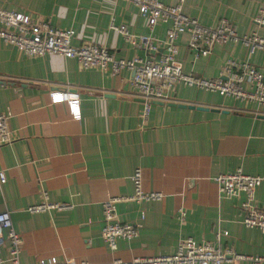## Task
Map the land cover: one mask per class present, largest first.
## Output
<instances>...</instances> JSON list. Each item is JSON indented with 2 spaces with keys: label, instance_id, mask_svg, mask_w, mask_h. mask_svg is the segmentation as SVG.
I'll return each mask as SVG.
<instances>
[{
  "label": "crops",
  "instance_id": "1",
  "mask_svg": "<svg viewBox=\"0 0 264 264\" xmlns=\"http://www.w3.org/2000/svg\"><path fill=\"white\" fill-rule=\"evenodd\" d=\"M259 2L183 0L181 9L202 25L213 26L224 18L237 34L254 32L264 39V27L252 23ZM0 8L45 20L54 28H71V44L94 42L122 59L146 53L111 30L110 24L157 38L163 37L166 27L157 22L149 31L136 7L125 0H0ZM186 40L185 33L175 40V57L184 73L211 78L226 58H247L264 78L263 50L246 56L240 43L227 42L214 44L206 56L193 58ZM130 76L127 69L114 76L83 69L75 60L55 54L27 57L0 40V113L8 115L10 131L7 142L0 144L4 174L0 212H7L21 238L19 262L34 264L50 256L85 264L130 262L171 254L183 237L214 242L216 233H220V248L263 254L264 230L241 224L238 204L243 194L223 197L211 178L237 168L262 177L254 200L264 207V115L252 114L264 108L177 85L170 94L186 107L153 102L142 117V102L133 97L128 85ZM62 85L79 88L78 119L70 116L64 103L49 102L48 91ZM135 168L140 169L141 189L162 196L115 203L117 220L137 225V235L117 239L115 249L110 250L99 234L101 202L131 196L129 177ZM40 190L49 202H63L69 208L29 211L40 202ZM6 255L2 239L0 264H9Z\"/></svg>",
  "mask_w": 264,
  "mask_h": 264
},
{
  "label": "built area",
  "instance_id": "2",
  "mask_svg": "<svg viewBox=\"0 0 264 264\" xmlns=\"http://www.w3.org/2000/svg\"><path fill=\"white\" fill-rule=\"evenodd\" d=\"M132 3L146 24L149 31L157 22L166 23L164 35L157 38L151 34H135L122 25L110 24L111 30L122 36L132 46L142 48L146 56H134L130 59L114 58L104 47L94 42L71 44L74 30L71 28H54L45 20L31 19L26 14L0 8V40L12 45L18 52L27 57L55 54L70 58L83 68H94L100 72H108L114 76L121 69L131 72L128 85L133 97L142 102L141 116L146 117L152 102L180 103L173 99L171 91L177 85L193 87L219 96L229 97L244 103H255L264 108V78L247 58H226L220 65L216 76L200 77L192 73H184L175 55L178 35H187L186 48L192 52L193 58L206 56L214 44L238 42L246 49V56L254 50L264 51V39L257 34L239 35L233 26L221 18L213 26L200 24L195 18L182 13L183 0H175L165 4L160 0H125ZM252 23L264 27V0H260ZM79 88L68 85L54 87L48 91L50 103H64L70 116L78 119ZM254 115H264V111H252ZM8 115L0 113V144L7 142L10 131L7 127ZM133 194L126 198L109 197L101 202V222L99 234L108 249L116 247L117 239H132L137 235V225L119 222L116 218L115 203L119 200H134L136 202L158 200L162 194L158 191H143L141 189L140 169L135 168L130 175ZM4 174L0 171V181ZM212 181L223 197L243 194L238 208L241 211V224L264 230V207L255 203L256 187L262 182V177L243 173L239 168L232 172L213 176ZM41 200L30 206L29 211L47 212L69 208L63 202H49L44 190H40ZM179 216L184 212L179 208ZM143 216V212L140 213ZM226 232H222L225 234ZM220 233H216L214 242H196L191 237L179 238L171 254L132 258L130 262L113 260V264H221L223 262L246 260L253 264L264 263V253L246 255L234 252L230 247L220 248L218 244ZM6 241V261L9 264H21L18 260L21 238L14 230L7 212H0V240ZM34 264H85L76 263L71 258L57 260L50 256L39 258Z\"/></svg>",
  "mask_w": 264,
  "mask_h": 264
},
{
  "label": "water",
  "instance_id": "3",
  "mask_svg": "<svg viewBox=\"0 0 264 264\" xmlns=\"http://www.w3.org/2000/svg\"><path fill=\"white\" fill-rule=\"evenodd\" d=\"M141 101V100H140ZM156 103H158V104H162V102H159V101H155ZM153 103V102H152ZM167 105H177V106H180V107H186V105L185 104H183V103H178V104H175V103H172V102H170V103H167ZM195 108H197V109H202V110H206V109H208L207 107H204V106H195Z\"/></svg>",
  "mask_w": 264,
  "mask_h": 264
}]
</instances>
